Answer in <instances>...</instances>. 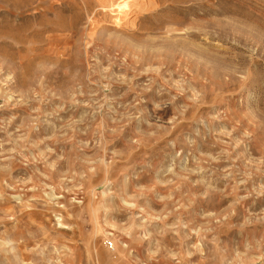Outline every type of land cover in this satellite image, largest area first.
<instances>
[{
    "label": "rangeland",
    "instance_id": "rangeland-1",
    "mask_svg": "<svg viewBox=\"0 0 264 264\" xmlns=\"http://www.w3.org/2000/svg\"><path fill=\"white\" fill-rule=\"evenodd\" d=\"M99 1L0 0V264H264V0Z\"/></svg>",
    "mask_w": 264,
    "mask_h": 264
},
{
    "label": "bare ground",
    "instance_id": "bare-ground-1",
    "mask_svg": "<svg viewBox=\"0 0 264 264\" xmlns=\"http://www.w3.org/2000/svg\"><path fill=\"white\" fill-rule=\"evenodd\" d=\"M123 2V0H100L95 12L101 11L106 18L122 16L125 10Z\"/></svg>",
    "mask_w": 264,
    "mask_h": 264
},
{
    "label": "built area",
    "instance_id": "built-area-1",
    "mask_svg": "<svg viewBox=\"0 0 264 264\" xmlns=\"http://www.w3.org/2000/svg\"><path fill=\"white\" fill-rule=\"evenodd\" d=\"M107 243H108V245H109V246H112V243H111V241H110V240H109Z\"/></svg>",
    "mask_w": 264,
    "mask_h": 264
}]
</instances>
